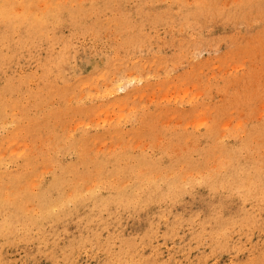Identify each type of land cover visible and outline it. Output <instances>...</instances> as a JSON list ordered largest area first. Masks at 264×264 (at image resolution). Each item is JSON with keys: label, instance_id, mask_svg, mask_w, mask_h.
<instances>
[{"label": "rangeland", "instance_id": "rangeland-1", "mask_svg": "<svg viewBox=\"0 0 264 264\" xmlns=\"http://www.w3.org/2000/svg\"><path fill=\"white\" fill-rule=\"evenodd\" d=\"M0 264H264V0H0Z\"/></svg>", "mask_w": 264, "mask_h": 264}, {"label": "bare ground", "instance_id": "bare-ground-1", "mask_svg": "<svg viewBox=\"0 0 264 264\" xmlns=\"http://www.w3.org/2000/svg\"><path fill=\"white\" fill-rule=\"evenodd\" d=\"M109 93V92H108ZM171 99V98H170ZM185 228V227H184ZM191 229V228H190Z\"/></svg>", "mask_w": 264, "mask_h": 264}]
</instances>
